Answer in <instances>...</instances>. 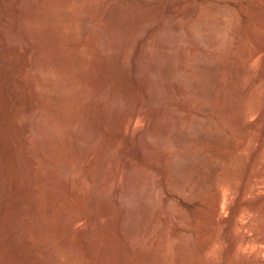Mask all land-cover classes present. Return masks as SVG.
I'll list each match as a JSON object with an SVG mask.
<instances>
[{
    "label": "bare ground",
    "instance_id": "bare-ground-1",
    "mask_svg": "<svg viewBox=\"0 0 264 264\" xmlns=\"http://www.w3.org/2000/svg\"><path fill=\"white\" fill-rule=\"evenodd\" d=\"M112 1H109L101 13L103 23L100 25L95 24L97 29L92 25L96 29L95 34L93 32L95 30H91L93 20L90 23L89 18L84 17L89 2H92L91 0H43L42 2L34 0H0V4L4 7L3 11L7 7L13 10V12L15 11L16 14L15 23L13 22L10 26L3 24L5 26L2 25L3 28H0L1 62L11 65L12 59L10 60L9 56L12 57V55L7 54V51L12 49L19 50L17 46L19 40L23 41L25 38L30 45L29 56L25 65L19 73L7 76L8 78L6 77L7 81H5L6 79L4 80L7 82L5 84L6 87L2 91L4 92L2 94L4 101H2L5 102L6 99L8 100V97L11 99V95L13 97L18 96V94L16 95L18 86L27 83L30 102L20 109L17 106L14 109H8V113L12 118L8 119L6 127L5 125L1 126L7 128L9 135L4 138L3 133L0 134L2 138H0V141L5 143L4 139H6L5 147L0 150L7 152V156L0 159V196H3L1 193L6 191V177L4 176L8 175L11 170V141H13L11 139L16 136L11 135V131H14V128L18 127L20 123L22 124L23 121L24 124L22 125L24 126L21 128L23 130L20 129L22 125L18 127L23 131L20 137V146L22 144V147L19 149L20 152L19 150L18 152L20 156H24L25 168L30 171V173L27 172L29 177L25 182V190H23L24 192L26 191L25 194L29 195L30 200L28 201L30 203L27 206L23 203L11 206V212L9 213L12 214V217L8 218L5 216L4 218H8L9 220L2 219L5 222L8 221V223L6 222L5 225L0 226V251H2V255L4 254L3 256L0 254L2 257L0 258V264L16 262L17 259L15 258L19 257L17 253L21 251L19 249L20 245L25 246L26 244L28 245L27 253L25 255L19 254L22 257L20 256L21 261H17L18 264H80L76 263L78 255L73 258L77 253L75 251L77 245H75V242L73 244L72 236L74 237V235L69 233L73 229L72 226L74 224H65L62 221L64 225H60L61 222L56 219L59 216V218L68 216L72 209L66 206L63 208H68V210H59L54 205L53 201L62 203L61 205L65 204V194L62 191L64 189H62L63 187H58L61 189L60 191L54 189V185H52L53 176L51 178L46 167L50 164L58 171L61 177H68L70 175L69 178H72L71 183L74 188L72 189L71 187V189L75 190V194L79 192V188L84 183L83 179L85 178L80 169L81 162L90 157L93 152L92 146L94 142L100 139H98L99 137L96 132L92 133L95 130L92 132L90 130L94 127L88 128L92 126V123L88 122L87 127H85L86 121L84 118L82 119L85 121L84 128L87 129H80L82 126L78 125V123L79 119L82 118L81 115H78L79 118H75L76 116L73 117V114H70L73 111L72 104L75 100V87H78L79 84H82V86L87 84L91 81L89 77L95 74V71L89 68L90 72L88 76H85L87 72L83 75L84 72L82 74L78 73L77 68L83 61L86 62L93 50L90 48L92 44L89 46L85 42L92 32L95 34V45L100 44V42L106 45V42L103 40L110 32L108 28L109 20L113 19L111 16H113L112 13L117 6V4L114 5L115 1ZM127 7H119L124 13L126 21L120 19L112 27V31L116 33L117 37H115L116 39L112 37L115 39L114 42L109 37L113 43L111 44L109 43L111 41H107L108 46H106L109 55L105 56L103 54V56H109L110 59L105 58L101 63V65L105 64V68H102V70L106 69V67L107 69L110 68L108 78L111 86L118 79L120 71L123 70L121 67L124 60H122L121 52L125 50L123 46L125 47L127 44L125 43V39L128 34L127 30H129L128 26L132 24L131 21L133 19L129 16L130 9ZM174 8L172 6L170 10L173 16V20L171 21L172 29L176 32H181L182 26L180 23L185 10L182 11L179 7L178 9L180 10ZM255 11L248 25L246 47L241 48L238 46L232 51L233 53L231 52L233 54L231 64L228 68H225L228 71L225 74L228 75L227 73H229L230 77L229 81L226 80L228 82H224L223 80L225 79L221 80V74L225 69L219 66L223 65H207L202 54L188 61V65H193L191 70L187 71L185 67L182 68L180 71V81L175 79L168 80L169 75L174 73V69L171 64L164 65L160 62V59L163 54L162 36L170 21L165 19L161 14L158 16L155 25H149L150 27L147 30L145 29V33L137 42L133 56L130 54L133 58L132 65H130L134 74L133 81L139 87L143 97L137 101L136 107L129 114L127 113L128 115H125L127 118L123 117L126 122H124L126 129L124 128L125 132L118 135L119 138L123 137L129 142L128 139L130 140V137L133 136L134 138L135 136L142 154L150 156L153 159L165 156L163 164L166 167L165 170L168 172V189L171 193L183 191L182 193H186V196L188 193L191 195L192 190L196 187H193V184L190 186L191 189L193 187L192 190L189 187L191 178L195 177L194 169L197 175L196 184L200 210L199 214L196 215L198 218H196L199 219L201 239L199 245L195 246L196 248L191 247L193 244L189 245L190 243L187 244L186 242L184 244L181 242L182 244L180 243V245L176 244V260L179 263L188 259L192 261L194 256L196 257V264H264V0L263 4L257 7ZM7 14H4L1 19L5 23L7 17H9ZM200 14L202 17L187 27L189 41L201 43L209 47L217 45L223 32L219 27H209L206 17L219 15L230 17V11L211 4L202 10ZM111 22L114 23L115 21ZM34 32L37 33V37L33 39L32 34ZM233 32L239 34V28L235 25L233 26ZM106 38L105 40H108ZM128 41L126 40V42ZM58 43L64 46L63 49L65 51L60 52L55 50ZM104 44L101 45L104 46ZM51 48L55 50L53 55L50 54ZM62 65L66 66V70L64 69L65 71L60 73ZM101 65L99 64L97 67L99 68ZM107 72L106 70L105 74ZM197 77H200L199 83H195ZM55 78H58V82L53 84ZM167 82L177 92L184 94L191 100L196 106L193 109L196 108L199 113L201 112V116L196 114L198 117L193 116L194 118L190 119V122L186 123L185 126L180 122L181 124H178L174 130L169 127L168 123H165L161 130H157L155 127L157 123L155 125L151 123V118L146 121L143 129H138V131L136 128L133 129L135 121L142 115L140 111L144 105L158 104L160 107L154 105V110L152 109L154 112L152 114L158 115L160 112L168 114L171 112L176 116V119L178 118L180 113L175 109L174 100L168 98L162 92V87ZM109 84H106L107 89L110 87ZM121 84L119 83V85ZM106 85L103 87H106ZM100 86L102 87V85ZM100 86L98 89L96 88L98 86L95 87L96 90L94 89L95 92L93 90V96L90 95L88 106L91 113V110L95 108L94 106L98 104L99 97H101L99 100H102L103 96L106 97V94H109L104 93L105 89L103 87L100 88ZM215 86H217V89L214 88ZM120 89L116 87L114 94H111L112 98L110 99L112 101L110 100V102L112 105L108 109L111 113L105 116L107 117V124L111 122L112 117L120 116V110H122L119 105L122 95H120ZM112 90L110 88V91ZM102 92L103 95L101 96ZM211 99L216 102L213 107L207 104ZM102 102L105 103L106 100ZM143 111L145 110L143 109ZM62 118L68 123H74L76 127L80 126V128L78 127L77 129L73 126L76 129L69 130L68 125H66L67 122L64 124L65 122L63 123L62 121L61 124ZM179 119L183 120L182 118ZM54 127H58V131L62 129V133H66L71 138H67L64 134L66 138L57 140L55 138L56 131L53 133ZM2 132L5 131L3 130ZM11 136L13 137L10 138ZM194 146L197 149L195 151L197 153L195 163L191 157V153H186V151H190ZM168 148L175 149V153L172 154V152L170 154ZM42 153L46 157H42ZM196 153L194 154L196 155ZM107 156L106 152L100 155L97 164L94 165L96 166V175L95 179L93 178V185H91L90 205L95 204L97 186L100 185L99 183H103L100 180H103L101 176L106 170L104 169V165H106ZM67 159H70L69 164L66 162ZM124 164L125 168L123 169L125 170L121 169L125 172L124 184L120 185V180L118 183H115L112 187L109 201L107 200L105 203L102 213L97 214L90 210L87 218L92 223H97L96 225L99 226V230L104 231L106 225L103 219L107 220L108 224L111 223V219H113L112 210L115 206L119 223L118 233L125 245L133 247L137 251L141 263L167 264L169 258H165L167 257L166 254L169 253L168 250H170L168 233L163 234L157 255L152 257L147 254V246L150 244L147 229L148 222L142 225L141 232L136 225L138 209L133 189L136 184L137 170L139 168L132 161H125ZM120 175L121 171L116 168L110 177L113 180H118L123 178ZM106 180L108 179L106 178ZM153 191L152 189L148 195H151ZM152 196L153 198L155 197L153 193ZM25 198H28V196ZM112 204L115 205L112 206ZM173 205L171 198L167 196L162 198V206L168 217L173 215L178 221L186 225L189 218L185 216L183 211L179 210L180 208L177 209ZM90 207L92 208L93 206ZM153 210L152 207V209L145 211L144 217L146 220L151 218ZM52 219L54 221L57 220L59 223L51 222ZM68 219L67 217L66 220ZM56 232H59L60 235L58 233L55 234ZM2 233L9 238V246H7L8 244L6 246L3 245L1 241V237L3 238ZM87 233L92 245H99V256L95 259L96 264H105L104 258L110 252L109 241L103 237L99 238V233L95 232L93 227L88 228ZM41 234L48 237L55 234L57 237H60L58 238L60 241L57 247L59 244L60 246L58 248L54 246L57 250L46 239V241L40 240L42 238L39 239ZM185 238H188L189 240H187L190 241V237L186 236ZM180 240L183 241L182 239ZM22 241L25 244H21ZM18 249L20 250L19 252ZM78 250L80 251V249ZM21 252L23 253V251ZM25 252L26 250H24ZM60 253L67 255V257H64V255L63 259L68 258L69 260L73 258L76 261L74 262L72 259L70 260L72 262L67 263L65 259L63 262ZM147 258L148 260L150 258V260L148 261ZM11 259H15L16 261H11Z\"/></svg>",
    "mask_w": 264,
    "mask_h": 264
},
{
    "label": "rangeland",
    "instance_id": "rangeland-1",
    "mask_svg": "<svg viewBox=\"0 0 264 264\" xmlns=\"http://www.w3.org/2000/svg\"><path fill=\"white\" fill-rule=\"evenodd\" d=\"M34 1L42 2L43 0H34ZM91 1L92 2H89L88 9H86V11H85L86 13H84V17H88L90 20V23L93 20L91 23V26L94 25V27H95V24L100 25L103 23V17H102L101 13L103 12L104 7L109 3V1L111 2L112 0H91ZM114 1H115L114 5L117 4V6L115 8V10H117V11H115V10L113 11V13H112L113 16H111L113 19L110 18L111 20H109V22L112 25L109 23L110 24V25L108 24L109 27L107 26L110 29V32L105 36V38L107 37L106 39H108V40H105V38L103 40L104 42H106L107 46H108L107 43L109 41H111L113 38L117 37L116 33L114 31H112L113 30L112 27L114 26V24L117 21H119L120 19H122L123 21H126V18L124 17V13L121 11V9H119V7L121 8V7H127L128 6L127 8L130 9V15L129 16L134 19V21H133V19L131 21L132 24H129V26L131 25L130 28L128 26L129 30H127L128 31L127 33L128 34L130 33L129 34L130 36L127 34L126 39H125V43H127V44L126 45L124 44L125 47L123 46V48H125V50H123V52H121L122 58H123L122 60H124V61H122V67H121L123 70L120 69L122 71H120V75L117 79L118 81L115 80L114 84L111 86L109 84V78H108L110 68L108 67L109 69H107V67H106V69L102 70V68H105V64L101 65V63L104 61L103 59H105V58L110 59L109 56L105 57L106 55H109V52H107L108 49L104 43L100 42V44H98L99 46L97 44L95 45L96 42L94 41V38H95V34H96L95 32H96L97 27H95L96 29H94L92 26L91 30L92 31L95 30V31H93L95 34L92 32L93 34L91 33L88 36V38H86L88 40H85V42H87L89 44V46H90V44H92L93 46L91 45L90 48H91V50L92 49L93 50H92L91 54L89 55V57L87 58L86 62L83 61L84 64L82 62L81 63L82 65L80 64L78 66L77 71H79L78 73H81V74L84 72L83 75H85V73L87 72L86 73L87 75H85V76H88V73L90 72V70H89V68H90V69H93L95 71V74H93V76L89 77V79H91V81L88 79L90 81V82L87 81L88 85L85 84L82 86V84H79L78 87H75V89H74L75 100L72 104L73 105L72 106L73 111H71L70 114L71 115L73 114L72 115L73 117L76 116L75 118H79L78 115H81V117H82V118H80L81 121L79 119V123H78V125L82 126L81 128H80V126H78L80 129H84V130L87 129V128H84V122L85 121H86L85 127H87L86 125L88 124V122L92 123V126L89 123V125L91 127H88V128L90 129V128L94 127L93 129H90V130H91V132L93 130H95L92 133L96 132L97 136L99 137L98 139H100V140H97V142L96 141L94 142V144H93L94 148L92 146L93 152L90 155V157L82 160V162H81L80 169L83 172V174L85 175L84 177L86 179L85 178L83 179L84 183L82 182L83 183V184H81L82 187L80 186L79 192L77 194H75V190L74 191L72 190L74 188H73L72 183H71L72 178L71 177L69 178L70 175L68 177L67 176L61 177V175H59L58 171L53 166H51L49 164L48 167H46V169H48V171L51 175V178L53 176L52 185H54L53 186L54 189H56V191H60L61 189H59V188H61V187H63L62 189H64L62 191L64 192L63 194H65L64 195L65 204L63 203V205H61L62 203L53 201L54 205L57 206L59 210H68V208L72 209L70 211L71 213L68 216H65L64 218L63 217L59 218L60 217L59 216L56 219L59 222H61L60 225H64V223L65 224L66 223H72V225L74 224L72 226L73 229L69 233L70 234L72 233L71 235H74V237L72 236L73 244L75 242V245H77L76 247L78 249H80V251H79L77 248H75L76 249L75 251L77 253H76V255L73 256V258H75L78 255L77 256L78 258H76L77 259L76 263L96 264L95 259L99 256V245H97V246L92 245L90 238L88 237V233H87L88 228L93 227L94 231L99 233L98 234L99 238L103 237V238H106L107 241H109L108 243H109V247H110V249H109L110 252L104 258L105 264H142L141 261L139 260L137 251L133 247L125 245L121 236L118 233L119 223H118V215H117V212L115 211L116 210V207L114 206L115 204H112V206H114V207L112 210V218L113 219H111V223L108 224L107 223L108 221L103 219V222L106 225V228L104 231L99 230V226L96 225L97 223L94 224V223H92V221H90L87 218L89 213H90V210H92L93 212H95L97 214L102 213V210H103L105 203L107 202V200L109 201L113 185H115V183H118L119 180H120V182H119L120 185H123L125 182V179H124L125 178L124 177L125 172L121 170V169L125 168V164H124L125 161H130V162L132 161V163L137 168L140 169V170L139 169L137 170L138 175H137L136 184H135V187L133 190L135 191V196H136V202L135 203H136L137 209H138L137 217H136V225L140 229V232L142 229V225L145 222H148L147 223V229H148V233L150 234V235L148 234L150 244H148V246H147V254H149L152 257L157 255V251H159L158 249L160 246L161 238H162L164 233H168L169 239H170V240L168 239V243L170 244L169 245L170 250H168L169 253L167 252L168 254H166L167 257L165 258V259L169 258L168 259L169 261L167 262V264H169V263L170 264H196L197 261H196V257H194V256L192 258L193 262L191 261V259H188V260L183 261L184 263L183 262L179 263L176 260L177 259V252L175 250V247L177 245H180L181 242H183V244H184V242H186L187 244L190 243L189 245L193 244V246H191V247L196 248L195 246L199 245V242L201 239L200 224L198 223L199 219H197L198 216H196L199 214L200 206H199V199H198V195H197V184H196L197 175L195 173L196 172L195 169H194L195 177L191 178V180L189 182V187L192 186L191 184H193V187L196 186V187H194L195 189H193V187H192L193 190L190 187V189L192 190L191 195H190V193H188V195L186 196L185 195L186 193L185 194L182 193L183 191H181V192L175 191V192L171 193L170 190L168 189V180H169V177L167 176L168 172L165 170L166 167L163 164L164 163L163 159L165 158V156L157 158V159L156 158L155 159L150 158V156H147V155L145 156L144 154L141 153V151L139 149V144H138L135 136H134V138H133V136L130 137L131 141L128 139L129 142H127L125 138H123V137L119 138V136H118L119 134L125 132L124 128L126 127V124H125L126 122L123 119V117L127 118L125 115H128L129 112H131V110H133V108L136 107L135 104H137V101L141 97H143V95L141 94V92L139 90V87L137 86L135 81H133L134 80V74H133V70L130 66V65H132L131 63L133 60V58H132L133 52H134V49L137 45L138 40L145 33V29L147 30L150 26L155 25L157 23L158 16L161 14L162 16L165 17V19L170 21V23L167 24V29L165 28L166 30L164 31V34L162 36V39H163L162 53L163 54H162V57L160 59V62H162L164 65L165 64L166 65L171 64V66L174 69V73L169 75L168 80L169 79L179 80L180 76H181L180 71L182 70V68L185 67L187 71L191 70L193 65L192 66L188 65L189 64L188 61H190L191 59H193V58H195L201 54L203 55L204 61L207 63V65L211 66L214 64H220V65H223V66H219V67H222V69H225L226 67L228 68V66H230L232 58H233V56H232L233 52L232 51H234V49L238 46H240L241 48L246 47L248 25H249L250 19H251L252 15L256 12L255 10L257 9V7H260L263 4V0H113L112 2H114ZM96 4H98V5H96ZM211 4H213V5L215 4L219 7H221L222 9L229 10L231 13V16L230 17H223V16L219 15V16H215V17H213V16L206 17V21H207V24L209 27H211V28H215V27L218 28L219 27L223 32V35H222L219 43L215 46L209 47V46H205L204 44H201V43L189 41V35H188V28L187 27L190 24L198 21L202 17L200 12ZM94 5H95V7H93ZM1 6H0V21H2V22H0V28L2 29L3 26H5V25L10 26L13 24V22L15 23L16 14H15V11L13 12V10L8 9L7 7H5L6 10H4L5 13H3L4 7H3V5H1ZM99 6H100V8L101 7L102 8L100 9ZM172 6H173V8L175 7L174 9H176V10L178 9V7L182 11L185 10L184 15L182 16V19H181V23H180L182 26L181 32H176L175 30L172 29V22L171 21L173 20L172 19L173 16L170 12ZM183 7H184V9H182ZM167 8L168 9L170 8V9L168 10ZM180 9H178V10H180ZM114 12H115V15H114ZM6 13H8L7 15L9 17H7V20L5 23L1 19L3 18L4 14H6ZM91 17H92V19H91ZM113 20L115 21L114 23L111 22ZM3 24H5V25H3ZM234 25L239 28V34H235L233 32V26ZM32 37H33V39L36 38L37 33L34 32L32 34ZM109 37L111 38V40L109 39ZM131 37H132V39H130ZM24 39H23V41L19 40V42H18L17 46H18L19 50L18 49H12V50L7 51V54L12 55V57H10L8 55L10 60L12 59V62L9 61L11 63V65L7 63L10 66L3 64L1 62L2 60L0 59V64H1L0 65V71L3 70L0 73V103H1V105H0V127L3 125H5V127H6L7 126L6 123H7L8 119L12 118L8 113L10 109H14L16 106L19 107L18 109H20L21 107H24V105L26 106L28 104V102H30V98L28 96L29 87H28L27 83H23V84H20L18 86V89H16V91H17L16 95L18 94V96L13 97V95H11L10 96L11 99H9V97H8V100L6 99V101H5L6 103L3 102L4 100L2 99V97H3L2 94L4 93L2 91L6 87L5 84L7 82H5V81H7V78H8L7 76L15 75V74L19 73L20 70L25 65L27 59H28L30 45L27 42V40L25 39V41H24ZM115 39H113V42ZM126 40L127 41L129 40V41L126 42ZM0 42H1V39H0ZM113 42L111 41L109 43L112 44ZM101 44H104V46H102ZM105 47H106V49H105ZM63 48H64V46L58 43L55 47V50L63 52V51H65V49H63ZM51 49H52V51L50 50V54L53 55L54 54L53 52L55 50H54V48H51ZM124 52H126V53H124ZM105 53H107V54H105ZM103 54L105 56H103ZM100 58L102 61L100 60ZM96 59H97V61H96ZM98 63L102 67L100 66L98 68L97 67V66H99ZM95 66L97 67V69ZM2 67L3 68L5 67V68L3 69ZM64 69L66 70V66L62 65V67H60V73H63L65 71ZM106 70L108 72L105 74ZM226 72H228V71L225 69V71L222 72V74H221L222 77L220 76L221 80L225 79V80H223L224 82H228L229 78H230L229 73H227L228 75H226L225 74ZM121 73H122V75H121ZM94 75H95V77H94ZM107 80H108V82H107ZM226 80H228V81H226ZM199 81H200V77H197L195 83H199ZM56 82H58V78L54 79L53 84H55ZM119 83L120 84L122 83V84L119 85ZM106 84L110 85L109 89H107L108 87ZM100 85H102V87L106 85V87H103V89H105V91H103V92L104 93L106 92L109 94H106V97L103 96L102 100H99V99H101V97H99L98 102L96 101L98 104L95 103L96 105L94 106L96 109L94 108L93 109L94 111L91 110L92 111V113H91L89 111L90 109L88 106L90 95L93 96L94 95V94L92 95L93 90L94 89L96 90V88L98 89ZM96 86H98V87H96ZM102 87L100 86V88H102ZM116 87L119 89L121 88L120 90L122 93L120 92V95L122 94L123 96L121 95L122 98L120 97L121 103L119 102V105H120V109H122L123 111L120 110L121 111L120 116L117 115L118 117H116V116L112 117L114 119V121H112L113 119L111 118L112 119L111 122L109 124H107L106 123L107 117H105V116H107V114L111 113L108 111V109L112 105V103L110 102V100H111L110 98H112V95L114 94ZM110 88H111V90L112 89L113 90L110 91ZM214 88L217 89V86H215ZM95 90H94V92H95ZM106 90H108V91H106ZM75 91H76V93H75ZM103 92H102L101 96L103 95ZM162 92L168 98H172L174 100L175 105H176L175 109L180 113V115H178V118L176 119V116L173 115L171 112L168 114H163L162 112H160L158 115L153 113L154 114L153 115L152 114V112H154L153 107H155V106L160 107V106L158 104H154L155 106L150 105V104L144 105V107L141 108V111H140V112H142V115H140V117L136 120L138 122L135 121L133 129L136 128L137 131H138V129L139 130L143 129L144 124H146V121H148V119L151 118L152 120L151 121L149 120V121L151 123H153L154 125L157 123L155 125L157 130H161L162 127L165 125V123H168L169 127L172 130H174V129H176V126L178 124L182 123V124H184V126L186 123L188 124L190 122V119L194 118L193 116H196V117L201 116V114H202L201 112L199 113V111H197L196 108L193 109L194 107H196L195 104L192 103L191 100H189L184 94L177 92L170 85V83H168V82L165 83V86L162 87ZM17 99L20 101H18ZM105 100H106V102H105ZM77 101H79V102H77ZM102 101H104L106 103L107 107H106V105H104L105 103H103ZM76 102H77V104H75ZM86 103H87V105H86ZM207 104L212 105V107H213V106H215L216 102L211 99L210 101H208ZM124 105L126 106V108ZM84 106L85 107L87 106L86 109L88 111L86 109L84 111V108H85ZM143 109L145 111H143ZM79 113H81V114H79ZM143 114H145V115H143ZM163 115H166V116H163ZM179 118H182L183 120H181ZM82 119H84L85 121ZM5 120H6V122H5ZM62 121H63V123L65 122L64 124H66V122H67V121H64V119L62 118L61 124H62ZM122 122H123V125H122ZM22 124H24L23 121H22ZM22 124L20 123V125H22ZM72 124L70 122L69 123L67 122L66 125H68L69 130H74L76 128L78 129V127H76L74 125V123H72ZM23 126L24 125H22L20 127V129ZM73 126H75L76 128ZM18 127L14 128L15 129L14 131L13 130L11 131L12 132L11 135H13V136L16 135V136L10 137V138L13 137L11 139V140H13V141H11V144H12V148H11V153H12L11 170H10L8 175L4 176V177H6L5 178V180H6L5 181V183H6L5 184L6 185L5 190L6 191L4 190L5 192L3 191L4 193H1V195L3 194V196H0V217L3 216L0 219V226L5 225L6 222L8 223V221L5 222L3 220H6V219L9 220L8 218L12 217V214H10L9 212H11L10 209L13 207V205H15V204L18 205V204L23 203L24 205L27 206L30 203V201H28V200H30L29 195L27 193L25 194L26 191L25 192L23 191V190H25V187H24L25 182H26V180H28L27 178L29 177L28 176L29 174L27 172L30 173V171H28V169L25 168L24 156L19 155V152H20L19 149H21V147H22V144L20 146V143H21L20 137L22 135L21 132H23L21 130H23V129L20 130ZM1 128H3V127H1ZM1 128H0V131L4 130L5 132L1 131L0 134L3 133L2 134L3 137L6 138L9 135L8 130H7V128H3V129H1ZM54 131H56L55 138L57 140H61L63 138L69 137L68 135H66V133H64L66 135V137H65V135L62 133L63 131H61V133H60V131H58V127H54L53 133H55ZM16 132H18V133H16ZM0 138H1V135H0ZM69 138H71V137H69ZM4 140H5V143L0 141V142H2V143H0V149H3V147H5L6 139H4ZM132 141H133V143H132ZM112 145H114V146H112ZM18 150H19V152H18ZM168 150H169L170 154L172 152H173L172 154L175 153V149L168 148ZM1 151L2 150H0V159L5 158L7 156L6 151L5 152H3V151L1 152ZM195 151H197L196 146L192 147V149H190V151L189 150L186 151V153H189V152L191 153V157H192L194 163L196 162V158H197V153ZM105 152L108 154L109 158L107 156V161L105 163L106 165H104V167H105L104 169H106V170L101 176V179H103V180H100V182H103V183H99L100 184L99 186L102 188L97 186L96 202L97 201L98 202L97 203L95 202V204L90 205L89 204L90 190L92 188L91 185H93L92 183H93V180L95 179V175H96V172H95L96 166H94V165L97 164L98 158H100L99 156L104 154ZM194 153H196V155ZM93 156L96 158H94ZM42 157H46L45 154L42 153ZM66 162L69 164L70 159H67ZM116 168H118L119 171H121L120 177L122 178V176H123L122 179L113 180L110 177L111 173ZM123 170H125V169H123ZM106 178L108 180H106ZM152 179H154L153 180L154 184H153ZM192 182H194V183H192ZM101 185H103V186H101ZM71 187H72V189H71ZM101 189H103V190H101ZM152 189L154 190L152 192L153 195L155 196L154 198L152 196V193H151V195H148ZM177 193L178 194L181 193L180 194L181 196L178 195ZM158 194H159V196H158ZM26 196H28V198H25ZM165 196L171 198V203L174 204L173 206L177 209L180 208L179 210L183 211V213H185V216L189 218V221H187L188 223H186V225H184L180 221H178L173 215L168 217V215L164 211V207L162 206V198ZM86 199H88V200H86ZM193 199H195V200H193ZM86 203H88V204H86ZM66 206H68V208H66V209L63 208ZM90 206H93L94 208L93 207L91 208ZM152 207L154 209L153 214L151 215V218L149 220H146L144 217V213L146 210L152 209ZM5 216L8 218H4ZM67 217L69 218L68 220H66ZM188 218H187V220H188ZM63 219L66 221H64ZM56 221H54V219L51 220V222L59 223L58 221L57 222ZM19 225H21V224H19ZM57 233L60 235L59 232H56L55 234H57ZM189 233H190V235H189ZM55 234L54 235L52 234L49 237L45 236V235L42 236L43 234H41V236H39V239L42 237L40 240L49 241L50 244H52V246L54 248V246L57 247V245L60 241L58 239L60 237H57ZM4 236H5V234H3V238L1 237V241H2L4 246H6L7 244H8L7 246H9V243H8L9 238L7 236H5V237ZM186 236L190 237V241H188L189 240L188 238H185ZM182 237H184V238H182ZM180 239H182L183 241H181ZM22 243H23V241L21 242V244ZM23 244H25V243H23ZM23 246L20 245V248H19L21 251H23V253L18 249V252L20 251L21 255L22 254L25 255L27 253V249H28L27 244L24 246V248H23ZM59 246H60V244H59ZM120 246H121V248H119ZM56 247L54 249H56ZM24 250H26L25 253H24ZM1 252L2 251H0V254H1ZM20 253H17L19 257L15 258V259H17V261L18 260L21 261L20 258L22 256L19 255ZM1 255H0V258H2ZM64 255H62V259H63ZM64 257H67V255H65ZM73 258H71L69 260H68V258H64L63 262L66 259L65 262L70 263V262H72L70 260H72ZM15 259H11V261H16ZM147 260H148V258H147ZM149 260H150V258H149ZM73 261L75 262L76 260L73 259ZM176 261H177V263H176ZM16 262H11V264H14V263L16 264ZM19 263H21V262H19ZM17 264H18V262H17ZM71 264H75V263H71Z\"/></svg>",
    "mask_w": 264,
    "mask_h": 264
}]
</instances>
